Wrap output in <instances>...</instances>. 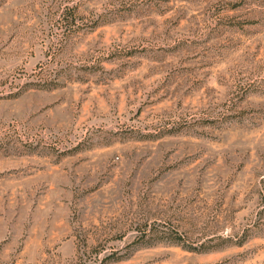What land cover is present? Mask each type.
Listing matches in <instances>:
<instances>
[{
	"label": "rangeland",
	"instance_id": "obj_1",
	"mask_svg": "<svg viewBox=\"0 0 264 264\" xmlns=\"http://www.w3.org/2000/svg\"><path fill=\"white\" fill-rule=\"evenodd\" d=\"M0 264H264V0H0Z\"/></svg>",
	"mask_w": 264,
	"mask_h": 264
},
{
	"label": "trees",
	"instance_id": "obj_2",
	"mask_svg": "<svg viewBox=\"0 0 264 264\" xmlns=\"http://www.w3.org/2000/svg\"><path fill=\"white\" fill-rule=\"evenodd\" d=\"M140 236L136 242L140 246H149L155 243H160L163 241L169 242H179L177 235H173L172 232L159 230L155 226L151 227H142L139 230ZM121 257L115 258L114 260H119Z\"/></svg>",
	"mask_w": 264,
	"mask_h": 264
}]
</instances>
